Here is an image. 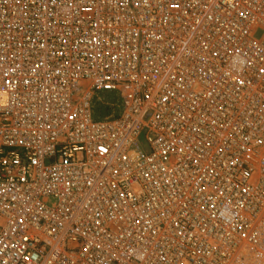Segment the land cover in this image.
Masks as SVG:
<instances>
[{"label":"built area","instance_id":"2783aa9c","mask_svg":"<svg viewBox=\"0 0 264 264\" xmlns=\"http://www.w3.org/2000/svg\"><path fill=\"white\" fill-rule=\"evenodd\" d=\"M0 264H264V0H0Z\"/></svg>","mask_w":264,"mask_h":264},{"label":"trees","instance_id":"16d2710c","mask_svg":"<svg viewBox=\"0 0 264 264\" xmlns=\"http://www.w3.org/2000/svg\"><path fill=\"white\" fill-rule=\"evenodd\" d=\"M120 101L115 95H111V97H101L100 101H97L95 107V114L97 119H103L115 110L118 111V107H116Z\"/></svg>","mask_w":264,"mask_h":264},{"label":"rangeland","instance_id":"374dc122","mask_svg":"<svg viewBox=\"0 0 264 264\" xmlns=\"http://www.w3.org/2000/svg\"><path fill=\"white\" fill-rule=\"evenodd\" d=\"M111 95L112 94H108V93H99V96L104 98L111 97Z\"/></svg>","mask_w":264,"mask_h":264},{"label":"snow or ice","instance_id":"6c2138e0","mask_svg":"<svg viewBox=\"0 0 264 264\" xmlns=\"http://www.w3.org/2000/svg\"><path fill=\"white\" fill-rule=\"evenodd\" d=\"M176 5H174V7H175Z\"/></svg>","mask_w":264,"mask_h":264}]
</instances>
